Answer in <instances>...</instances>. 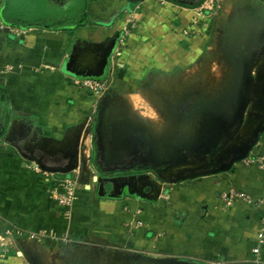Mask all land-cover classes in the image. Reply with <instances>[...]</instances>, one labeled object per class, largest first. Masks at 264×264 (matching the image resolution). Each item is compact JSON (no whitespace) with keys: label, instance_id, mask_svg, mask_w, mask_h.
<instances>
[{"label":"crops","instance_id":"crops-1","mask_svg":"<svg viewBox=\"0 0 264 264\" xmlns=\"http://www.w3.org/2000/svg\"><path fill=\"white\" fill-rule=\"evenodd\" d=\"M205 13L164 0H0V236L19 229L41 243L99 237L138 250L254 259L264 169L238 164L228 173L169 184L157 200L113 199L79 186L77 200L64 211L50 195V180L61 174L36 172L37 164L22 156L45 167L67 163L68 144L97 102L70 85L82 79L69 70L95 72L125 29L118 57L114 49L109 54L112 63L118 60L108 79L118 83L127 70L138 79L143 70L188 67L208 42ZM263 155L264 134L248 157ZM230 190L254 201L228 204ZM11 238V245H0V264L23 260V240ZM256 258L264 262V245Z\"/></svg>","mask_w":264,"mask_h":264},{"label":"rangeland","instance_id":"rangeland-1","mask_svg":"<svg viewBox=\"0 0 264 264\" xmlns=\"http://www.w3.org/2000/svg\"><path fill=\"white\" fill-rule=\"evenodd\" d=\"M205 14L208 42L190 66L168 71L143 70L135 74L138 79L130 70L119 72L116 78L119 82L107 78L99 94L86 92L75 80L71 81L70 85L78 92L83 90L85 97H97L92 114L79 125L85 144L90 147L86 172L91 181L93 177L100 180L99 155L106 161L108 168L103 171L107 174L112 171L109 169L112 165L132 163L136 168L146 163L138 158H147L153 169L142 175L165 188L170 183L164 180L174 177L177 169H194L201 161L209 160L201 159L203 155L223 156L257 124L260 95L264 92V0H214L213 8ZM111 56L110 64L115 66L118 56L113 58L114 63ZM109 74L108 71V76L114 75ZM250 80L254 89L247 88ZM236 94L243 95L239 102ZM231 117L232 122L227 123ZM233 124L234 133L231 132ZM224 126H227L225 130ZM207 146L210 147L206 149ZM103 177L107 175L104 173ZM141 180L138 177L137 182ZM40 239V236L33 241L20 239L24 243L23 247L18 244L23 260L17 263L264 264L251 258L235 261H224L222 257L200 258L172 248L138 250L102 241L99 237L56 243L51 237L42 243Z\"/></svg>","mask_w":264,"mask_h":264},{"label":"water","instance_id":"water-1","mask_svg":"<svg viewBox=\"0 0 264 264\" xmlns=\"http://www.w3.org/2000/svg\"><path fill=\"white\" fill-rule=\"evenodd\" d=\"M112 50L108 49L105 52L104 57L102 58V61L100 65L98 66V71L95 72H88L87 74H83L86 76H101L104 72V68L107 64V59L109 57V54ZM71 73H73L76 76H80L82 74L77 73L75 71L69 70ZM3 129L0 130V136L3 133ZM264 133V120H261V116L257 118V124L251 129V131L248 133V135L242 140H239V143L232 148L228 149L223 156H218L216 158H213L215 155H211L212 157L209 158V160H203L201 161V164L199 166L195 167L194 169L187 170V169H177V173L174 177L165 179L164 182H169L170 184H175L179 182H184V181H190L197 179L199 177H204V176H210V175H217V174H222V173H228L231 172L235 169L237 164L247 158L249 156L250 151L253 149V147L257 144V140L260 137L261 134ZM83 136V132L81 129H79L78 133L74 135L73 139L69 142L68 144V149L65 154V159L67 160V163L62 166V167H45L43 163L35 158H32V156H27L22 154V156L26 157L30 161H34L37 166L42 169L43 171L50 172L53 174H61V175H69L72 171L76 170L79 166V150H80V143H81V138ZM210 146H207L209 148ZM205 150V149H204ZM208 154V152L206 153ZM233 156H230V155ZM209 155V154H208ZM199 156V155H198ZM166 161V160H162ZM175 162L178 161V159L174 160ZM219 161H223L222 163H219ZM173 162V163H175ZM218 163L220 165H218ZM81 169H82V176L83 178H89V173L86 172V165L84 163L81 164ZM84 172H86L84 174ZM135 178L134 176L126 178V179H133ZM138 181V178H136ZM113 179L110 180L112 182ZM97 181V180H95ZM101 180L98 181V187L100 184ZM110 182L108 180V184L110 185ZM156 184V181L151 178L150 184H144L141 183V188L145 187H152V184ZM160 186V184H158ZM105 188V186H104ZM162 188H157L155 191H149L152 195H142L140 193H133V191H129L128 195L129 196H136L139 197L140 199H146V200H157V198L160 195ZM105 193L102 192L101 190H97V195L98 196H105ZM106 196L110 198H118L121 197L122 195L117 196L116 194L113 193H106Z\"/></svg>","mask_w":264,"mask_h":264},{"label":"built area","instance_id":"built-area-1","mask_svg":"<svg viewBox=\"0 0 264 264\" xmlns=\"http://www.w3.org/2000/svg\"><path fill=\"white\" fill-rule=\"evenodd\" d=\"M214 0H205L202 5L200 6L201 12H207L213 8ZM128 37V31L125 29L123 33L119 36L117 40V46L115 47V56H118L119 54V48L123 46V44L126 42V39ZM104 81H97L93 79H85V80H75L74 83L77 85H80L79 87L86 92H91L93 94H99L105 86ZM82 90V91H83ZM84 136V134H83ZM83 136L81 138L80 143V150H79V164L78 168L74 171H72L69 175H61L59 177H52L50 180V195L56 202L57 206L64 211H67L70 209L75 201L77 200V189L79 186H86L88 191L94 192L95 191V180H93L95 177H93L92 181L89 178H83L82 176V169L81 164L84 163L86 165V169H88V162L90 157V147L89 145L85 144V140L83 139ZM89 136V135H87ZM240 164L244 167H251L256 166L259 169H264V155L263 156H256L255 159L252 158H245L244 160L240 161ZM34 171L40 172V169L38 166L33 167ZM82 178L85 179L82 181ZM89 179V180H88ZM228 204L234 203L237 200H243L246 203H251L254 200L247 195H244L242 193H239L235 190H230V192L227 195ZM261 203L264 205V198L262 199ZM16 237L17 239H24L26 238L29 241L36 240L38 236H35L34 234H29L26 236L23 230H15L10 231L7 230L3 236H0V245L2 247H7L8 240L10 241V245L12 244V238ZM63 242L67 240V238H61ZM264 245V215L260 218L258 223V229L256 233V246L252 249V253L255 256V261H258L256 256L259 255V252Z\"/></svg>","mask_w":264,"mask_h":264},{"label":"flooded vegetation","instance_id":"flooded-vegetation-1","mask_svg":"<svg viewBox=\"0 0 264 264\" xmlns=\"http://www.w3.org/2000/svg\"><path fill=\"white\" fill-rule=\"evenodd\" d=\"M96 71H98V69ZM242 77H243V79H245V76H242ZM251 81L252 80H250L251 84L250 85L248 84L247 88L254 89L255 86L252 84L253 82H251ZM246 83H247V81H246ZM245 89H246V87H245ZM236 96H238V102L243 98V95H241V94H236ZM260 98H261V101L259 102V106H260V114H259V116H261V120H264V92H261ZM231 122H232V117L229 118L227 123H231ZM225 127L227 128V126H224V130H225ZM234 127L235 126L233 124L232 125V130H231V132H233V133L236 131ZM92 150H93V148H92ZM94 152L95 151L93 150L92 151V157H93L92 160H94V158H96V157H94L95 156ZM230 156H233V155L231 154ZM136 157L138 158V155H136ZM209 157H210L209 155H205V156L203 155L201 159H203V158L209 159ZM137 158H136V160H137ZM138 159L140 161H143V162H146V163H147V161L148 162L150 161L147 158H145V159L138 158ZM95 160L93 161L94 164H95ZM136 160H135V163H136ZM98 162L100 163V168H99L98 164H96V167H98L100 169L99 173H101V175H99L98 178L101 180V182L99 184V187H98V183L95 184V190L99 189V190H101L104 193H113V194H116L117 196H119V195H128L129 191H133L134 194L135 193H140L142 195H145V194L147 195V193L149 191H155L157 189V187H158L156 184L153 183L152 187L141 188V183L140 182H142V183L148 182V184H150V181H148L147 177L142 175V173L146 174L148 172H151V170L153 169V167H151L148 163L147 164L145 163V165L141 164V166H137L136 168L132 167L133 166L132 163H131V165L130 164H125L123 166L122 165H112L109 168L112 171H109L110 173L107 174V172L103 171L104 169H106L108 167H105L106 161H105L104 157H102V155H99ZM113 166H115V170L112 169ZM103 172L105 173V175H107V177H103L102 178V174H104ZM152 173H154V172H152ZM132 176H134L135 178L126 179V178H129V177H132ZM138 177H141V179H142L139 183L137 182V179H136ZM111 179H113L112 182H110ZM108 180L110 182V185L107 183ZM96 182H98V181H96ZM104 186H105V188H104Z\"/></svg>","mask_w":264,"mask_h":264},{"label":"trees","instance_id":"trees-1","mask_svg":"<svg viewBox=\"0 0 264 264\" xmlns=\"http://www.w3.org/2000/svg\"><path fill=\"white\" fill-rule=\"evenodd\" d=\"M164 1L169 2V3H172V4L177 5L179 7H182V8H186V9H196V8H199L205 0H164ZM113 49H114V47L112 48V51H113ZM112 51H111V53H112ZM107 60H108L107 61V64H106V66L104 68V72H103V74L101 76H86V75H80L78 77L81 78V79H86L87 78V79H93V80H97V81H104V80H106L107 75H108V68L111 65L110 64L109 57H108ZM71 74H73V73H71Z\"/></svg>","mask_w":264,"mask_h":264}]
</instances>
